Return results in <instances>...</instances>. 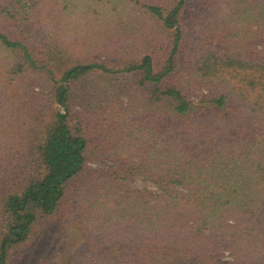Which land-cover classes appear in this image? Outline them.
I'll return each mask as SVG.
<instances>
[{
    "label": "trees",
    "instance_id": "trees-1",
    "mask_svg": "<svg viewBox=\"0 0 264 264\" xmlns=\"http://www.w3.org/2000/svg\"><path fill=\"white\" fill-rule=\"evenodd\" d=\"M166 2L135 0L107 56L71 64V20L49 16L36 42V2L0 3V264L84 176L73 99L100 109L101 152L123 159L93 184L94 226L64 264H264V0Z\"/></svg>",
    "mask_w": 264,
    "mask_h": 264
},
{
    "label": "rangeland",
    "instance_id": "rangeland-1",
    "mask_svg": "<svg viewBox=\"0 0 264 264\" xmlns=\"http://www.w3.org/2000/svg\"><path fill=\"white\" fill-rule=\"evenodd\" d=\"M3 1L0 0V3ZM34 1L36 2V29L34 35L37 42L46 34L44 27L48 24L49 16L53 14L57 15L58 12L56 10L60 7L61 3L57 2L58 0ZM161 1L162 3H167L166 0ZM68 3L70 5L73 4L71 12L69 14H58L62 18L72 21L70 34L67 36L70 37L67 39L72 45L70 48L71 55L63 53L64 57L60 58V60L67 59L66 62H69V64L89 57L90 55L86 52L88 47L93 49L94 53L92 55L94 58L107 56L108 53L101 51V47L105 44V38L103 37H105L106 33L110 38L115 33L119 35L118 32L124 34L123 31L132 28L129 26L132 19L141 14L136 10L137 5L135 0H70ZM55 4L56 9L54 12L52 8ZM194 7V4L190 5L191 10ZM106 20L109 21L110 27H113L111 26L112 23L113 25L114 23L120 24V26H115L110 28L111 30H108L103 22ZM92 37L99 38L98 40L102 42L90 46ZM81 39L86 40V44H81ZM53 64L58 66V69L61 67L59 66V62ZM59 70L58 72L61 71ZM83 85L84 83L82 82L78 87H82ZM206 91L205 88L195 87L193 88L192 96L194 99L199 98ZM71 106L74 118L76 120L84 119L86 123V132L90 142L88 148L89 161L86 171L80 182H72V187L69 188L66 203L62 207L61 212L55 216L41 218L31 239L13 251L10 258L11 264H57L61 256L60 253H62V264L70 261V256L74 255V251L86 239L87 232L91 230V226H94L95 223L91 220L95 212L87 207L97 198L94 194L97 189L93 187V184L97 180L98 182L100 179L103 180L100 175L109 170L113 159H123L121 157L108 156L104 151L101 152V149H106L107 142L101 141L102 135H100L97 128V123L103 118L100 109L95 108V106L87 107L81 99H73ZM53 107L63 110V107L58 104H53ZM126 185L129 188H154L150 181L141 176L128 178Z\"/></svg>",
    "mask_w": 264,
    "mask_h": 264
}]
</instances>
